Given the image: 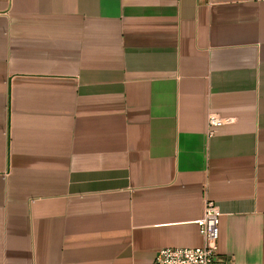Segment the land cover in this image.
Instances as JSON below:
<instances>
[{"label": "crops", "instance_id": "1", "mask_svg": "<svg viewBox=\"0 0 264 264\" xmlns=\"http://www.w3.org/2000/svg\"><path fill=\"white\" fill-rule=\"evenodd\" d=\"M207 200L264 264V0H0V264H154Z\"/></svg>", "mask_w": 264, "mask_h": 264}, {"label": "built area", "instance_id": "2", "mask_svg": "<svg viewBox=\"0 0 264 264\" xmlns=\"http://www.w3.org/2000/svg\"><path fill=\"white\" fill-rule=\"evenodd\" d=\"M231 119L221 117L215 113H209L207 117V136L214 137L225 125L231 123ZM220 215L209 200L205 203L201 218L196 221L199 233L203 239L200 246L192 248L160 249L155 257L154 264H229L218 258Z\"/></svg>", "mask_w": 264, "mask_h": 264}]
</instances>
